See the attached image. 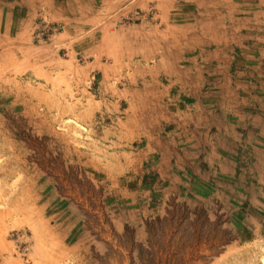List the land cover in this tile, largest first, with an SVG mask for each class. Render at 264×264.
Returning a JSON list of instances; mask_svg holds the SVG:
<instances>
[{
    "label": "rangeland",
    "instance_id": "1",
    "mask_svg": "<svg viewBox=\"0 0 264 264\" xmlns=\"http://www.w3.org/2000/svg\"><path fill=\"white\" fill-rule=\"evenodd\" d=\"M205 2L133 59L0 0V264H264V24Z\"/></svg>",
    "mask_w": 264,
    "mask_h": 264
},
{
    "label": "crops",
    "instance_id": "2",
    "mask_svg": "<svg viewBox=\"0 0 264 264\" xmlns=\"http://www.w3.org/2000/svg\"><path fill=\"white\" fill-rule=\"evenodd\" d=\"M204 1L206 2L202 5H204V8H208L209 12L206 21L209 25L214 26L215 32H219V27H226L227 24L239 27L254 23L264 24V0ZM194 5L195 0H30V7L28 8L30 10V21L28 25L30 28L34 27L41 12V15H44L45 18L49 17L50 20L57 21L66 27L65 35L69 37L81 33L87 35L91 28L103 25L129 27L128 29H122V31L112 29L107 31L104 29L102 31L103 35H99L95 39L92 38L95 42L100 38L102 42L100 47H92V51L96 52L99 58L103 56L114 58L115 52L103 50V44L112 39V43L114 42L116 47H121V56H132L133 59L136 56L143 59L146 57L155 58L162 50L163 42L167 44L170 53H178L177 47L173 46L179 42V39H183L182 42L188 41L187 35L190 34L187 31L195 32V24L189 23L186 25L185 35L179 37L178 25L174 23L177 11L194 10ZM124 11L142 13H139L140 16L137 21H134V19L122 25L115 17ZM149 11H156L157 14L154 16L145 15V12ZM12 14V12H8L6 14L7 18L13 16ZM107 20L109 22H106ZM260 20H262V23H260ZM7 25H9L8 22ZM91 49L90 52H92ZM173 49H175L174 52ZM124 52L126 55L123 54ZM124 128H127V125L124 124ZM153 151L152 148L151 152L153 153ZM152 153L150 154L153 156ZM122 154L128 157L132 153L123 151ZM114 155L115 153H112V156ZM146 159H149V157ZM143 162L144 160L140 159L141 165ZM122 169L125 170V166L122 165ZM160 173L162 174V170Z\"/></svg>",
    "mask_w": 264,
    "mask_h": 264
},
{
    "label": "bare ground",
    "instance_id": "3",
    "mask_svg": "<svg viewBox=\"0 0 264 264\" xmlns=\"http://www.w3.org/2000/svg\"><path fill=\"white\" fill-rule=\"evenodd\" d=\"M111 49L112 48L110 46H108V45H104L103 46V50H106L108 52L111 51ZM131 65H132V61L131 60H129L127 62H124V60H116L115 64H114V70L116 72H119L120 70H123L124 68L131 67Z\"/></svg>",
    "mask_w": 264,
    "mask_h": 264
}]
</instances>
